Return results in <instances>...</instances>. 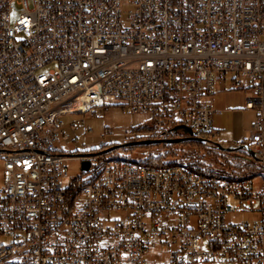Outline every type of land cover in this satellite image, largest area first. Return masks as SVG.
<instances>
[{
	"label": "built area",
	"instance_id": "2783aa9c",
	"mask_svg": "<svg viewBox=\"0 0 264 264\" xmlns=\"http://www.w3.org/2000/svg\"><path fill=\"white\" fill-rule=\"evenodd\" d=\"M133 6L125 24L123 0H0V264H264L260 179L59 149L66 117L112 106L220 149L211 99L229 80L255 113L229 147L264 173V0ZM71 160L91 167L70 179Z\"/></svg>",
	"mask_w": 264,
	"mask_h": 264
},
{
	"label": "rangeland",
	"instance_id": "374dc122",
	"mask_svg": "<svg viewBox=\"0 0 264 264\" xmlns=\"http://www.w3.org/2000/svg\"><path fill=\"white\" fill-rule=\"evenodd\" d=\"M134 12L133 0H123V17L125 24ZM21 14L19 2L14 4L11 22L14 24ZM57 64L47 66L43 71L56 69ZM242 104L241 94L237 91L218 93L215 97L214 108L223 110L221 115L214 116V127L220 129V135L215 138L216 143H223L229 147L232 142L249 139L244 129L253 114L246 116L228 113L229 108L239 107ZM238 116V117H237ZM85 119V122L83 120ZM69 124L66 132L71 135L69 143H62L59 149L66 154L95 153L136 159L145 162L158 161L163 164L177 163L202 167L217 174L233 173L246 176L249 173L255 178L260 173L258 166L244 159V152L235 153L218 148L196 144L182 131L162 130L151 123L152 116L148 114H130L121 106H112L108 109H99L95 115L77 113L65 118ZM74 125V130L71 128ZM155 127V128H154ZM242 134V137H241ZM139 142H150L140 144ZM108 147L102 148V144ZM132 144V145H128ZM70 179L82 174V161L67 162ZM3 179V161L0 159V185ZM70 180H66L68 184ZM235 204L234 201H229ZM112 216H115L113 214ZM258 216L251 214L233 213L227 219L232 223L253 221ZM0 243L7 246L11 240L4 237Z\"/></svg>",
	"mask_w": 264,
	"mask_h": 264
},
{
	"label": "crops",
	"instance_id": "0c3cea01",
	"mask_svg": "<svg viewBox=\"0 0 264 264\" xmlns=\"http://www.w3.org/2000/svg\"><path fill=\"white\" fill-rule=\"evenodd\" d=\"M230 91H236V90H233L231 88V85H230V81H226V82H223L219 85V89H218V92L216 93V95L214 97H212L211 101L213 103V107L215 105V97L217 96L218 93H222V92H230ZM238 93L241 94V97H242V104L241 106L239 107H233V108H229V111L228 113L230 114H234V115H239V114H242L243 116H246L248 115L249 113H252L253 114V118L252 119H249L246 123V127L244 129V132L245 134H248V136H250V128H251V123L252 121L255 119V113L252 112V111H249V110H246L245 108V104H246V98H245V93L243 91H237ZM214 110L217 112L216 115H221L224 111L223 110H217L214 108ZM215 115V116H216ZM238 117V116H237ZM220 131L221 133V130L220 129H217ZM241 137H242V134H241ZM244 142H247V140H238V141H234L231 143V145H235V144H241V143H244ZM223 144V143H221ZM224 145V144H223ZM230 145V146H231Z\"/></svg>",
	"mask_w": 264,
	"mask_h": 264
},
{
	"label": "water",
	"instance_id": "95a60500",
	"mask_svg": "<svg viewBox=\"0 0 264 264\" xmlns=\"http://www.w3.org/2000/svg\"><path fill=\"white\" fill-rule=\"evenodd\" d=\"M174 131H182L184 132L186 135H188L189 139H195V140H198V141H203V138H200V137H197V133L194 132L193 129H191L190 127H187V126H177L173 129ZM140 144H149L150 142H139ZM128 145H132V144H128ZM218 147L221 149V150H225V151H235L236 148H233V147H226L222 144H218ZM247 149L253 156H255V152L252 151L248 146L246 145H241L240 146V149ZM91 167V162L90 161H83L82 162V170L83 171H88Z\"/></svg>",
	"mask_w": 264,
	"mask_h": 264
},
{
	"label": "bare ground",
	"instance_id": "6f19581e",
	"mask_svg": "<svg viewBox=\"0 0 264 264\" xmlns=\"http://www.w3.org/2000/svg\"><path fill=\"white\" fill-rule=\"evenodd\" d=\"M132 166L133 167H148V163L141 160L132 159ZM176 168H179L181 170H188V165L186 164H175V165H169L164 166V170H175ZM214 179H220V180H228V175L226 174H214ZM253 179H260L261 182H264V173L259 174L255 178H247L246 180H253Z\"/></svg>",
	"mask_w": 264,
	"mask_h": 264
},
{
	"label": "trees",
	"instance_id": "16d2710c",
	"mask_svg": "<svg viewBox=\"0 0 264 264\" xmlns=\"http://www.w3.org/2000/svg\"><path fill=\"white\" fill-rule=\"evenodd\" d=\"M151 123H153L152 121H151ZM155 126H157V125H155ZM155 128V127H154ZM204 135L202 134V133H199V137H203ZM194 143H196V144H200V145H202V143L201 142H199L198 140H195V139H193L192 140ZM150 166H169V165H175V164H177V163H166V164H163V163H161V162H158V161H149V162H147ZM214 174H216L217 175V173H214ZM246 176H252V177H254V175H250L249 173H246Z\"/></svg>",
	"mask_w": 264,
	"mask_h": 264
}]
</instances>
